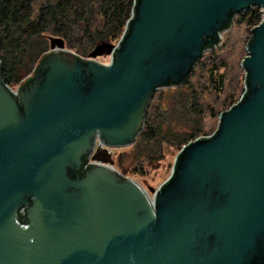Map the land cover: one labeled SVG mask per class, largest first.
I'll return each mask as SVG.
<instances>
[{
  "label": "water",
  "instance_id": "obj_1",
  "mask_svg": "<svg viewBox=\"0 0 264 264\" xmlns=\"http://www.w3.org/2000/svg\"><path fill=\"white\" fill-rule=\"evenodd\" d=\"M255 5L245 90L180 148L151 202L109 148L134 144L153 92L182 84ZM129 19L89 54L110 50L106 64L50 36L16 94L0 75V264H264V0H137Z\"/></svg>",
  "mask_w": 264,
  "mask_h": 264
},
{
  "label": "rangeland",
  "instance_id": "obj_2",
  "mask_svg": "<svg viewBox=\"0 0 264 264\" xmlns=\"http://www.w3.org/2000/svg\"><path fill=\"white\" fill-rule=\"evenodd\" d=\"M260 19L262 11L259 6L239 11L230 27L220 33V42L204 51L184 83L153 92L142 130L147 132L149 126H157L159 144L153 142L155 147L148 149L135 141L128 146L110 148L115 170L135 180L152 197L153 191L170 176L179 151V146L171 141L177 140L184 132H194L195 137L213 133L220 112L229 109L242 95L245 70L241 61L247 55L251 30ZM48 48L49 38L45 52L49 51ZM64 48L69 49L66 44ZM3 54L1 50L0 55ZM82 57L105 64L111 60L110 50ZM17 84L9 86L16 89ZM159 147L161 155L157 153Z\"/></svg>",
  "mask_w": 264,
  "mask_h": 264
},
{
  "label": "trees",
  "instance_id": "obj_3",
  "mask_svg": "<svg viewBox=\"0 0 264 264\" xmlns=\"http://www.w3.org/2000/svg\"><path fill=\"white\" fill-rule=\"evenodd\" d=\"M136 3L137 0H0V51L4 53L0 55V75L3 84L18 83L20 86L35 76V67L47 53L50 36L61 37L66 47L74 50L81 59L100 44H116L126 34L124 30L132 11L135 12ZM205 39L213 41L212 37ZM156 128L149 126L147 132L141 130L136 141L148 149L155 147L153 142L159 144ZM193 133L184 132L171 142L180 150L195 137ZM157 153L161 155L160 147ZM67 174L78 179L83 175L82 167L75 165L67 170ZM23 222L20 218L19 223L24 225ZM259 251L263 254L264 244L259 245ZM259 261L255 258L251 264Z\"/></svg>",
  "mask_w": 264,
  "mask_h": 264
},
{
  "label": "built area",
  "instance_id": "obj_4",
  "mask_svg": "<svg viewBox=\"0 0 264 264\" xmlns=\"http://www.w3.org/2000/svg\"><path fill=\"white\" fill-rule=\"evenodd\" d=\"M256 6V5H255ZM260 7V6H259ZM261 8V11H263V9H262V7H260ZM262 14H263V12H262ZM7 85V84H6ZM13 94H16L17 93V87H16V89H14V88H12L11 86H9V85H7L6 86ZM239 100V99H238ZM218 122H219V116H218ZM212 135V133L211 134H207V135H201V136H206V137H208V136H211ZM197 137H200V136H197ZM197 137H195V138H197ZM194 139V138H193ZM110 149V148H109ZM110 151V150H109ZM89 162H91L90 160H89ZM24 207H21L20 209H19V213H22V215L25 213L24 212Z\"/></svg>",
  "mask_w": 264,
  "mask_h": 264
},
{
  "label": "bare ground",
  "instance_id": "obj_5",
  "mask_svg": "<svg viewBox=\"0 0 264 264\" xmlns=\"http://www.w3.org/2000/svg\"><path fill=\"white\" fill-rule=\"evenodd\" d=\"M149 196V195H148ZM149 198H150V201L152 202V197L151 196H149ZM152 204V203H151Z\"/></svg>",
  "mask_w": 264,
  "mask_h": 264
}]
</instances>
